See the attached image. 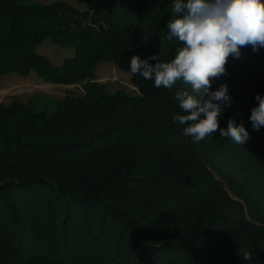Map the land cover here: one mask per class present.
Masks as SVG:
<instances>
[{
  "label": "trees",
  "instance_id": "obj_1",
  "mask_svg": "<svg viewBox=\"0 0 264 264\" xmlns=\"http://www.w3.org/2000/svg\"><path fill=\"white\" fill-rule=\"evenodd\" d=\"M76 1L85 8L0 0V77L73 86L52 110L0 103V264H264V127L249 120L264 96V48L230 55L212 82L231 96L220 127L235 118L249 139L194 143L172 119L176 91L190 87L158 89L129 68L133 55L174 56L173 0ZM47 39L74 56L52 63L36 49ZM101 60L136 91H108Z\"/></svg>",
  "mask_w": 264,
  "mask_h": 264
},
{
  "label": "clouds",
  "instance_id": "obj_2",
  "mask_svg": "<svg viewBox=\"0 0 264 264\" xmlns=\"http://www.w3.org/2000/svg\"><path fill=\"white\" fill-rule=\"evenodd\" d=\"M171 13L166 27L167 39L179 44L174 56L162 59V51L146 58L133 55L131 74L153 81L158 89H172L177 83L190 87L176 91L181 113L172 117L183 126L184 137L200 143L218 132L244 145L250 134L242 121L230 118L220 127L224 106L231 103L228 84L212 90V82L226 74L230 55L238 59L244 47L253 52L264 48V0H173ZM255 99L258 104L249 120L259 130L264 127V96L258 93ZM238 254L253 259L247 248L239 247Z\"/></svg>",
  "mask_w": 264,
  "mask_h": 264
},
{
  "label": "rangeland",
  "instance_id": "obj_3",
  "mask_svg": "<svg viewBox=\"0 0 264 264\" xmlns=\"http://www.w3.org/2000/svg\"><path fill=\"white\" fill-rule=\"evenodd\" d=\"M54 0H24V3H50ZM72 5L80 9L85 8L84 3L76 0H68ZM37 51L45 55L49 60L60 65L65 58L74 56L75 48L72 46L62 47L53 43L50 39L45 40L37 46ZM97 81L103 84L110 92L122 89L134 93L136 88L132 84L131 74L119 68L111 60H101L95 69ZM63 85L46 81L42 76L33 72L30 76H21L16 72L2 75L0 77V103L10 104L13 100L28 102L32 99L37 109L52 110L58 100L63 99L66 93ZM78 92L81 87L75 89Z\"/></svg>",
  "mask_w": 264,
  "mask_h": 264
},
{
  "label": "crops",
  "instance_id": "obj_4",
  "mask_svg": "<svg viewBox=\"0 0 264 264\" xmlns=\"http://www.w3.org/2000/svg\"><path fill=\"white\" fill-rule=\"evenodd\" d=\"M66 88H68V87H66Z\"/></svg>",
  "mask_w": 264,
  "mask_h": 264
}]
</instances>
